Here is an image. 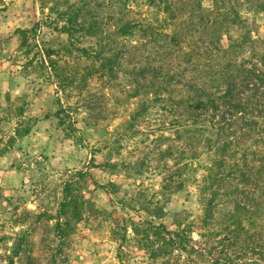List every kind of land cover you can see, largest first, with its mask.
Masks as SVG:
<instances>
[{
    "label": "rangeland",
    "instance_id": "1",
    "mask_svg": "<svg viewBox=\"0 0 264 264\" xmlns=\"http://www.w3.org/2000/svg\"><path fill=\"white\" fill-rule=\"evenodd\" d=\"M192 1L176 0L186 2L177 22L191 19ZM239 1L246 21L231 35L264 39V9L257 7L264 0ZM127 4L130 17L147 18L158 34L117 33ZM73 12L96 21L100 32H77L71 41L57 27ZM166 17L146 0H0V264H162L148 246L161 243L151 226L202 238L209 195L200 190V164L208 159L203 153L191 161L194 169L185 166L190 146L178 136L186 117L176 101L194 75L190 46L171 41L177 28ZM34 26L23 45L19 30ZM101 37L120 52L112 72L79 50H94ZM19 124L30 132L16 136ZM66 185L80 220L72 207L59 218ZM218 203L221 230L234 194ZM59 220L69 222L63 232ZM181 253L178 264H211L205 255Z\"/></svg>",
    "mask_w": 264,
    "mask_h": 264
},
{
    "label": "trees",
    "instance_id": "2",
    "mask_svg": "<svg viewBox=\"0 0 264 264\" xmlns=\"http://www.w3.org/2000/svg\"><path fill=\"white\" fill-rule=\"evenodd\" d=\"M146 4L162 10L167 15L165 19L174 22L177 29L171 33V41L189 42L186 58L194 75L185 82L186 93L176 101L179 112L186 117L178 136H185L190 146L185 166L194 169L191 161L203 153L207 155L208 161L200 164L204 171L199 182L200 190L209 198L204 205V231L200 233V240L185 228L170 230L160 224L151 226L160 245L156 248L148 245L149 239L144 246L151 248L154 258L164 257L162 264H178V257L184 251L205 255L211 264H264V39L249 33L240 39L231 35L230 28L243 26L246 21L239 9V0H212L211 7H205L203 0H194L191 19L178 22L182 17L178 13L185 10L186 2L178 5L176 0H146ZM257 7L264 9V2ZM132 11L127 4L118 18L117 33L129 36L138 29L146 35L158 34L147 18L130 17ZM80 16L77 12L69 13L65 23L57 27L71 41L77 32L83 35L100 32L96 21L87 22ZM34 29L35 26L19 30L23 45H28L27 32ZM224 37L227 44L223 43ZM246 48H250L249 54L242 55ZM79 50L93 54L101 62L100 69L110 72L120 53L112 40L104 37L98 39L94 50L85 46ZM142 72L144 75V69ZM29 132L30 127L19 124L15 135L24 136ZM200 141L204 142L202 151L197 147ZM231 194H234L233 211L220 223L223 228L216 230L219 197ZM70 207L80 220L78 201L66 185L59 209L60 220ZM60 220L57 227L63 232V225L69 222ZM149 230L144 229L147 236ZM167 254L170 257L165 259Z\"/></svg>",
    "mask_w": 264,
    "mask_h": 264
}]
</instances>
